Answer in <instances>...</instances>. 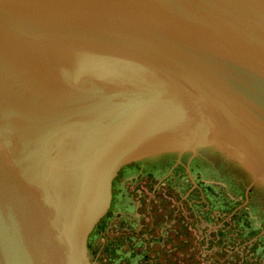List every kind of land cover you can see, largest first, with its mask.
Instances as JSON below:
<instances>
[{"label":"water","instance_id":"obj_1","mask_svg":"<svg viewBox=\"0 0 264 264\" xmlns=\"http://www.w3.org/2000/svg\"><path fill=\"white\" fill-rule=\"evenodd\" d=\"M207 148L264 188V0H0V264H93L121 169Z\"/></svg>","mask_w":264,"mask_h":264},{"label":"rangeland","instance_id":"obj_2","mask_svg":"<svg viewBox=\"0 0 264 264\" xmlns=\"http://www.w3.org/2000/svg\"><path fill=\"white\" fill-rule=\"evenodd\" d=\"M252 179L213 148L125 166L87 254L93 264H264V188Z\"/></svg>","mask_w":264,"mask_h":264}]
</instances>
